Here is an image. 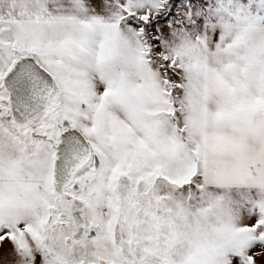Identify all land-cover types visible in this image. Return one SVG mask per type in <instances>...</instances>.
<instances>
[{
	"label": "snow or ice",
	"instance_id": "1",
	"mask_svg": "<svg viewBox=\"0 0 264 264\" xmlns=\"http://www.w3.org/2000/svg\"><path fill=\"white\" fill-rule=\"evenodd\" d=\"M0 264H264V0H0Z\"/></svg>",
	"mask_w": 264,
	"mask_h": 264
}]
</instances>
